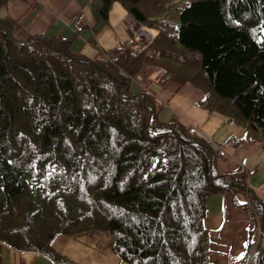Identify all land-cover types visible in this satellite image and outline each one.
Wrapping results in <instances>:
<instances>
[{
  "label": "trees",
  "instance_id": "obj_1",
  "mask_svg": "<svg viewBox=\"0 0 264 264\" xmlns=\"http://www.w3.org/2000/svg\"><path fill=\"white\" fill-rule=\"evenodd\" d=\"M102 1L103 16L120 1L158 33L90 57L78 31L33 35L0 17V241L77 264L53 243L94 230L128 264H211L206 199L228 194L255 223L245 264H264V197L249 172H219L221 152L162 120L151 82L146 95L135 81L146 70L158 87L191 83L204 108L244 129L239 142L264 148V0Z\"/></svg>",
  "mask_w": 264,
  "mask_h": 264
},
{
  "label": "crops",
  "instance_id": "obj_2",
  "mask_svg": "<svg viewBox=\"0 0 264 264\" xmlns=\"http://www.w3.org/2000/svg\"><path fill=\"white\" fill-rule=\"evenodd\" d=\"M102 0H6L0 17L18 20L33 35L71 36L78 31L77 43L86 56L113 52L118 48L143 44L137 34V22L120 2L114 1L106 16L101 14ZM156 33V31H155ZM153 33V34H155ZM136 45V46H135ZM151 90L162 105V120L177 117L204 136L216 142L217 170L243 167L249 172L248 186L264 197V148L252 141H241L244 129L225 116L201 105L203 92L189 83L168 81L156 85L158 73L149 72ZM154 88V89H153ZM157 89V90H156ZM244 196H240L242 201ZM204 224L212 238L211 264H245L247 235L254 222L249 212L235 206L228 194H213L206 199ZM260 234L256 226L252 236ZM258 234V235H259ZM256 237V238H255ZM54 248L77 264H128L113 252L111 237L102 231H87L72 236H58ZM0 264H53L32 251L17 250L0 241Z\"/></svg>",
  "mask_w": 264,
  "mask_h": 264
},
{
  "label": "built area",
  "instance_id": "obj_3",
  "mask_svg": "<svg viewBox=\"0 0 264 264\" xmlns=\"http://www.w3.org/2000/svg\"><path fill=\"white\" fill-rule=\"evenodd\" d=\"M146 28V27H145ZM150 31H153L152 29L146 28V31L140 32V27L137 28V34L140 42H146L150 41L153 38V34L150 33ZM145 72H142L139 74L136 78V84L144 90L146 95L151 94V90L147 87V78L145 77ZM259 221V220H258Z\"/></svg>",
  "mask_w": 264,
  "mask_h": 264
},
{
  "label": "rangeland",
  "instance_id": "obj_4",
  "mask_svg": "<svg viewBox=\"0 0 264 264\" xmlns=\"http://www.w3.org/2000/svg\"><path fill=\"white\" fill-rule=\"evenodd\" d=\"M136 27L138 28V27H146L147 28V26H145V25H143V24H139V23H137V25H136ZM141 32V31H140ZM153 33H155V30H153ZM142 72H145L146 74H145V77L146 78H148L149 76H150V73L149 72H147L146 70H144V71H142ZM189 84H191V83H189ZM192 85V84H191ZM193 86V85H192ZM195 87V86H194ZM197 88V87H196ZM161 111V110H160ZM179 120H181V119H179ZM182 121V120H181ZM184 122V121H183ZM185 123V122H184ZM197 133H199L200 135H202V136H204L202 133H200V132H197ZM208 141H210L212 144H213V146L216 148L217 146H216V142H213L212 141V139L210 138V136H204ZM217 149V148H216ZM217 166V165H216ZM226 172V171H225ZM223 173V172H222ZM249 178V177H248ZM248 178H247V180H248ZM245 198H246V196H245ZM239 208H241V207H239ZM243 209V208H242ZM244 210H246V211H248L247 209H244ZM249 212V211H248ZM249 215H250V213H249ZM250 218H251V215H250ZM251 221L253 222L254 221V219H252L251 218ZM259 234V233H258ZM258 234L256 235V237H258ZM255 237V238H256ZM230 264H233L232 262H230Z\"/></svg>",
  "mask_w": 264,
  "mask_h": 264
},
{
  "label": "bare ground",
  "instance_id": "obj_5",
  "mask_svg": "<svg viewBox=\"0 0 264 264\" xmlns=\"http://www.w3.org/2000/svg\"><path fill=\"white\" fill-rule=\"evenodd\" d=\"M153 30V29H152ZM140 31H146V28L145 27H140ZM151 34H153V31H150ZM154 35V34H153Z\"/></svg>",
  "mask_w": 264,
  "mask_h": 264
}]
</instances>
